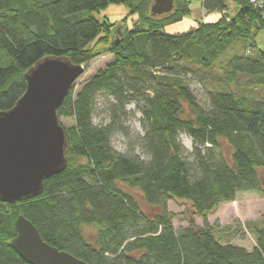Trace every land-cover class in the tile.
I'll list each match as a JSON object with an SVG mask.
<instances>
[{"label":"trees","instance_id":"16d2710c","mask_svg":"<svg viewBox=\"0 0 264 264\" xmlns=\"http://www.w3.org/2000/svg\"><path fill=\"white\" fill-rule=\"evenodd\" d=\"M154 1L0 0V111L23 95L24 74L43 58L64 57L74 65L103 54L113 58L77 92L72 87L57 109L59 121L74 122L64 128L66 168L45 180L38 197L0 202V264H27L10 245L19 215L44 242L86 264H264V218L263 226L245 225L254 236L250 250L222 243L207 222L239 191L264 198V50L254 43L264 15L247 0H234L239 8L233 18L166 34V25L190 14L189 2L173 0L169 13L157 15ZM111 2L136 17L132 28L126 20L94 18ZM203 6L225 11V0H205ZM236 41L249 42L255 54L219 60ZM186 73L210 85L206 107L182 78ZM240 87L259 97L240 93ZM102 93L114 100L104 126L92 122ZM128 101L142 115L138 146L146 159L111 145L127 119ZM180 134L192 140V162L184 158ZM128 190L137 191L153 212L144 213ZM168 200L190 205L188 225L178 231ZM195 216L202 226L194 224ZM85 226L93 229V241L86 239Z\"/></svg>","mask_w":264,"mask_h":264},{"label":"water","instance_id":"95a60500","mask_svg":"<svg viewBox=\"0 0 264 264\" xmlns=\"http://www.w3.org/2000/svg\"><path fill=\"white\" fill-rule=\"evenodd\" d=\"M173 0H155L152 13H169ZM84 73L64 57H46L25 74V92L14 106L0 111V202L14 204L42 194L45 180L67 164V136L57 109ZM10 245L27 264H86L44 242L22 215Z\"/></svg>","mask_w":264,"mask_h":264},{"label":"rangeland","instance_id":"374dc122","mask_svg":"<svg viewBox=\"0 0 264 264\" xmlns=\"http://www.w3.org/2000/svg\"><path fill=\"white\" fill-rule=\"evenodd\" d=\"M189 2L190 14L185 16L181 21L166 25L163 32L166 34H181L193 30L198 23L206 22L213 23L219 19L233 18L238 11L239 5L234 0H225V11L214 10L207 11L201 0H187ZM94 18L99 21H108L109 23H116L126 20L128 28H132L136 17L129 13V9L122 3L111 2L106 8L93 12ZM165 16V15H164ZM256 49L264 50V30L258 31L254 37ZM249 42L244 44L242 42H233L225 52L220 56L219 60L229 61L234 56H241L245 52L250 51L255 54L254 49L249 48ZM113 61L110 54H103L88 62L84 67V73L80 76L74 84V92H77L81 86L90 78H92L98 71L103 70L107 65ZM190 90L196 96L201 106H207L206 89L210 85L208 83L201 84L196 78L192 77L190 73L182 74ZM212 88V87H211ZM248 95L252 97H259L258 91L251 92V89L246 90ZM245 92V88L240 87V93ZM114 103L112 97L106 94H99L95 100L94 113L92 122L95 125H107L110 122L111 104ZM126 121L119 127L111 138V145L114 150L122 154H137L142 159H146L144 152L138 146V140L143 136V130L140 125L142 118L141 113L133 101H128L125 105ZM60 124L63 128H68L74 125L73 119L61 118ZM179 141L184 148V158L188 162H192V140L185 134L179 135ZM224 152L229 151V146L222 142L221 144ZM129 191V190H128ZM138 200L139 206L144 213H152L153 210L149 207L140 194L135 191H129ZM167 210L172 213V224L176 231L188 225L187 218L190 213V205L183 200H168L166 202ZM262 218H264V198L256 191L247 190L239 191L234 201L221 204L211 214L207 216V222L210 226L215 227V237L222 243H230L238 246H243L251 249L254 243V236L251 231L245 227L247 223L258 222L261 226ZM194 224L198 227L202 226V219L200 217L192 218ZM230 227V229H226ZM84 235L87 240L93 241L94 231L92 228L85 226ZM218 234V236L216 235Z\"/></svg>","mask_w":264,"mask_h":264},{"label":"built area","instance_id":"2783aa9c","mask_svg":"<svg viewBox=\"0 0 264 264\" xmlns=\"http://www.w3.org/2000/svg\"><path fill=\"white\" fill-rule=\"evenodd\" d=\"M204 2L205 0H201ZM248 4L255 10L261 11L264 15V0H247Z\"/></svg>","mask_w":264,"mask_h":264},{"label":"crops","instance_id":"0c3cea01","mask_svg":"<svg viewBox=\"0 0 264 264\" xmlns=\"http://www.w3.org/2000/svg\"><path fill=\"white\" fill-rule=\"evenodd\" d=\"M255 245V242L253 243V245L251 246V248L253 247ZM246 248V247H245ZM246 249H248V248H246ZM248 250H250V249H248Z\"/></svg>","mask_w":264,"mask_h":264}]
</instances>
